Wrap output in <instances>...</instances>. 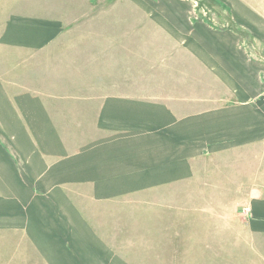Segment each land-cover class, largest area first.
Returning <instances> with one entry per match:
<instances>
[{
	"label": "crops",
	"instance_id": "obj_1",
	"mask_svg": "<svg viewBox=\"0 0 264 264\" xmlns=\"http://www.w3.org/2000/svg\"><path fill=\"white\" fill-rule=\"evenodd\" d=\"M203 2L0 0V48L8 55L0 57V264H264V0H210L206 9ZM96 17L102 19L97 26L83 23ZM140 49L150 50L148 59L156 57L153 50H165L173 64L170 73L178 76L164 79L193 80L204 88L205 81L213 83L202 95L190 94L205 107L195 114L211 115L209 127L217 139L212 143L262 146L259 179L240 190L254 193L244 203L245 216L187 217L184 194L172 203L149 204L176 210L179 228L173 223L159 242L143 234L113 239L103 230L107 222L113 228L133 223L127 233L144 226L147 212L131 203L139 197H119L145 188L132 186V179L124 182L122 148L107 133L78 140L62 135L63 128L92 121L88 111L59 109L49 98L102 97L94 125L122 127L121 85L103 86L124 80L129 59L138 69ZM43 50L51 51L45 61ZM27 64L40 66L34 80L50 65L54 79L70 86L45 92L22 88L25 73L19 69L16 76L11 65ZM89 80L101 88H81ZM186 111L180 103L179 117L170 112L179 128L181 122L186 128ZM170 174L146 177L170 182ZM80 193H88V200ZM124 207L129 216H119ZM109 209L114 212L106 216ZM140 215L145 216L141 223Z\"/></svg>",
	"mask_w": 264,
	"mask_h": 264
},
{
	"label": "rangeland",
	"instance_id": "obj_2",
	"mask_svg": "<svg viewBox=\"0 0 264 264\" xmlns=\"http://www.w3.org/2000/svg\"><path fill=\"white\" fill-rule=\"evenodd\" d=\"M203 3L206 9L209 8L211 2L210 0H204ZM101 20V18L96 17L87 19L83 23L87 26L94 24V26H97ZM3 50L0 48V57L8 58L7 49L3 48ZM148 51L150 50H139L140 65L138 69L130 62L131 59H129V63H124V80L122 82L109 80L103 86L105 89L114 90L116 83L121 85V92L124 95L122 98L124 109L122 127L99 128L94 125L96 120L93 119L96 116L97 101L101 100L102 97L71 98L60 95L49 98V100L59 103V109L70 106L75 111H88L86 119L90 118L92 121L90 125L86 120L80 124L79 129L63 128L61 129L62 135L78 140L91 138L96 132L107 133L118 142L117 148H122L120 152L124 182L132 179V186L138 185L145 188L143 192H138V194L127 193L128 195H126L125 193L124 195L128 198L126 196L119 198L133 200L139 197L140 202L131 203L136 205L134 207L139 209V212H141L139 207H142L143 211L147 212L149 221L144 226H140L137 231H129L130 233L126 232L128 225L130 227L135 226L131 222L127 225L122 223L121 226H114V228L113 225L107 222L104 223L103 230L106 231L108 237L113 239L125 236L130 238L137 234L139 238V234H143L144 237L159 242V236L166 237V229L170 228L171 225L173 226V223L174 228H179L177 226L178 221L175 218L176 210L163 206L148 208L152 206L149 204L153 202L172 203L184 194L186 195L185 198L182 197L181 199L187 202L188 209L182 212H186L187 217L229 216L240 218L242 215L245 216L249 210L245 209L244 203L254 193H245L240 190L248 184L253 186L254 181L259 179L258 172L263 169V163L258 159L263 151L262 146L252 143L245 145L212 143L217 139L214 138L209 127L211 115L195 114L196 108L202 111L205 107L197 96L190 94L196 92L197 95H202L206 89V91L210 90L213 83L205 81L207 87L204 88V84L202 87L201 83L194 84L195 81L193 80L164 79L172 77V75L178 76L170 73L173 64L167 62L169 56L164 53L165 50L155 49L151 55L154 54L156 57L148 59ZM42 54H44L43 60L45 61L51 56V51L43 50ZM11 56H13V53H11ZM11 56L10 59H15ZM39 67V65L34 66L33 64H27L26 66L11 65L16 76H18V70L23 69L25 78L19 77L24 78L22 80V88L24 89H36L45 92L46 90H60L62 87L70 86L69 82L54 79L55 73L50 72V68H52L50 65L42 66V72H40L37 80H34L33 73H36V68ZM81 88L92 92L94 89L101 88V84L99 81L89 80V82H82ZM180 91L181 95H179ZM62 92L60 91L61 94L64 93ZM127 93H136L137 95L126 96ZM84 102L86 104L85 108H83ZM71 103L74 106H71ZM180 103H186V128L182 127V122L181 128H179L178 119L170 118L171 111L179 117L178 106H180ZM78 104L83 105L78 107ZM135 106H139V111H134ZM165 107L169 108L170 112ZM183 114L180 115L183 116ZM83 115L86 116L87 114ZM59 116L60 120H66V114H59ZM206 118L209 119L206 120ZM162 172L171 173L170 182L167 181L166 177L160 176L155 183H152V178L146 177V174L151 173H156L159 176ZM134 175L144 176L131 177ZM129 182L131 183V181ZM151 185L154 186L149 188ZM79 196L82 200H88L87 198H89L88 193H80ZM80 202L83 204L82 201ZM195 206L198 207L195 208ZM122 210L119 211V216H129L130 212L126 207ZM97 212L98 210L94 209V215ZM113 212V210H107L106 216ZM143 218L145 216L140 215V223ZM235 225L237 227V224ZM99 227L101 231V226ZM170 232L172 231L170 230ZM181 236H183L182 233ZM219 260L222 262L223 259Z\"/></svg>",
	"mask_w": 264,
	"mask_h": 264
}]
</instances>
